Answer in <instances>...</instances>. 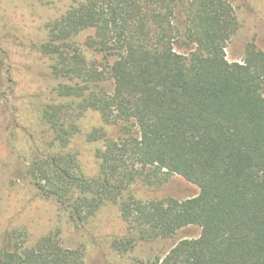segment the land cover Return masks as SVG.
Masks as SVG:
<instances>
[{"label":"trees","instance_id":"1","mask_svg":"<svg viewBox=\"0 0 264 264\" xmlns=\"http://www.w3.org/2000/svg\"><path fill=\"white\" fill-rule=\"evenodd\" d=\"M232 1L73 0L48 26L40 51L51 74L72 84L59 89L67 103L41 111L47 132L34 141L26 176L78 228L118 206L133 233L112 239L122 254L139 239L196 226L198 238L149 264H264V51L249 43L241 62L228 60L240 29ZM84 37L102 65L85 56ZM90 110L120 126L116 138L103 129L86 134L103 143L94 177L70 148ZM175 175L198 196L128 194L139 181L160 187ZM83 256L64 248L59 232L32 244L16 232L0 264H86Z\"/></svg>","mask_w":264,"mask_h":264},{"label":"rangeland","instance_id":"2","mask_svg":"<svg viewBox=\"0 0 264 264\" xmlns=\"http://www.w3.org/2000/svg\"><path fill=\"white\" fill-rule=\"evenodd\" d=\"M232 2L240 29L229 43L227 57L230 62H241L249 43L264 51V0ZM72 5L73 0H0V251L12 249L16 232H27L29 244L59 232L63 247L80 250L86 264H149L180 240L198 238L201 229L188 227L171 239H139L133 249L122 254L111 246L112 239L127 238L133 233L118 206H105L86 228H78L55 201L41 197L26 176L34 141L41 132H47L41 111L68 102L59 89L72 83L51 74V61L40 47L47 41L48 26ZM86 39L81 40L85 56L102 65L103 55L91 52ZM79 125L81 135L70 148L79 154L83 174L94 177L99 168L96 153L103 143L87 141L86 134L103 129L108 137L116 138L120 126L107 123L93 110L85 113ZM199 193L196 185L175 175L160 187L139 181L128 194L146 201L170 197L184 200Z\"/></svg>","mask_w":264,"mask_h":264}]
</instances>
